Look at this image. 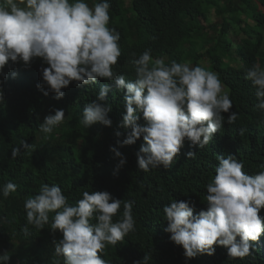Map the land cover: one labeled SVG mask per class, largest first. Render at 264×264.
Listing matches in <instances>:
<instances>
[{
    "label": "trees",
    "instance_id": "1",
    "mask_svg": "<svg viewBox=\"0 0 264 264\" xmlns=\"http://www.w3.org/2000/svg\"><path fill=\"white\" fill-rule=\"evenodd\" d=\"M225 1L131 0L127 5L125 0H109L108 26L121 37V56L113 70L126 80L136 79L135 60L147 49H151L153 60L163 59L168 64L188 61L204 67L201 61L207 58L214 67L222 55L235 65L218 76L238 108L237 120L228 124L225 119L223 138L210 141L203 149L191 148L186 141L168 169H139L136 153L145 143L143 137L133 145L120 147L117 141L125 139L130 129L120 126L122 115L113 109L109 113L111 127L96 123L86 128L81 123L85 105L96 99L103 86L101 78L92 85L72 82L62 89L64 97L57 100L54 94L44 96L37 88L42 82V66L48 67L40 58L34 59L30 67H24L22 62H10L5 67L4 75H0L5 98L0 103V254L7 252L9 264H64V257L55 254L52 243L50 224L55 213L49 214V224L44 229L28 226L27 235L22 230L26 225L25 201L37 195L43 184L59 186L73 206L85 191H108L122 201L114 220L122 215L123 202L133 203L135 231L100 253L107 264H134L145 255L150 257L148 264H264L263 252L258 249H253L250 256L232 258L224 246L216 245L214 255L198 254L186 260L182 246L174 244L171 234L165 231L168 221L163 208L172 200L191 201L194 215L207 210L206 186L215 176L217 156L234 155L250 168L261 161L264 166V133L259 134L255 122L264 115L256 107V91L243 80L232 81L240 77L239 62L245 63L246 71L264 63V0H239L244 8L238 7L235 0ZM86 2L92 7L99 0ZM213 8L216 15L222 16L221 22L204 26L202 21L208 19ZM211 32L214 36L209 39L214 43L208 47L205 42ZM233 36L237 42L231 39ZM213 67L209 71L214 72ZM112 89L107 103L116 106L123 92ZM53 109H64L65 119L46 137L39 124L44 116L54 114ZM139 123L146 122L141 118ZM116 131L121 136L117 137ZM23 141L31 147L21 149L13 159L12 148L20 147ZM112 147L127 160L119 169V158L110 151ZM189 151L195 155L188 157ZM9 181L17 189L5 198L2 188ZM263 212L261 209L259 215ZM55 238H62V233L57 231Z\"/></svg>",
    "mask_w": 264,
    "mask_h": 264
},
{
    "label": "clouds",
    "instance_id": "2",
    "mask_svg": "<svg viewBox=\"0 0 264 264\" xmlns=\"http://www.w3.org/2000/svg\"><path fill=\"white\" fill-rule=\"evenodd\" d=\"M110 7L109 0H99L92 7L86 0H0V75L10 62L30 67L34 59L40 58L48 67L42 66V82L37 88L44 96L54 94L57 100L64 97L62 89L72 82L92 85L101 78L103 86L96 99L85 105L81 123L86 128L96 123L111 127L112 109L121 114L120 126L130 131L117 143L120 147L133 145L143 137L145 143L136 155L139 169L145 172L170 168L186 141L191 148L203 149L210 141L222 139L225 119L228 124L234 123L238 108L218 75L235 65L222 55L214 67L207 58L203 59L208 63L204 67L188 61L168 64L163 59L153 60L151 49H147L135 60L136 79L126 80L113 70L121 56V37L108 26ZM212 67L214 72L209 71ZM246 68L244 62H239L240 77L232 81L243 80L252 86L259 101L256 107L264 115V63L254 64L248 71ZM113 87L123 92L116 106L107 103ZM53 111L39 124L46 137L65 119L64 109ZM141 118L146 122L143 125L139 123ZM255 122L259 134L264 133V116ZM115 135L119 137L121 132ZM30 147L23 141L20 147L12 148V158ZM110 151L119 158L117 169L126 164V157L116 147ZM186 155L192 157L195 153L189 151ZM217 159L215 176L206 186L207 210L194 215L191 201L172 200L163 208L168 221L165 231L171 234L174 244L182 246L186 260L198 254L214 255V245L224 246L232 258L250 256L253 249L264 256V212L259 215L264 209L262 161L250 168L231 154ZM243 168L254 175L246 174ZM16 189L17 185L9 181L2 195L7 198ZM121 204V199L108 191H85L73 206L59 186L43 184L37 195L25 201L26 225L22 230L27 235L28 226L44 229L49 214L55 213L50 224L52 243L55 254L64 257V264H107L100 253L135 231L131 201L123 202L122 215L114 220ZM57 231L62 238H55ZM9 259L7 252L0 254V264H9ZM149 259L145 255L134 264H148Z\"/></svg>",
    "mask_w": 264,
    "mask_h": 264
},
{
    "label": "rangeland",
    "instance_id": "3",
    "mask_svg": "<svg viewBox=\"0 0 264 264\" xmlns=\"http://www.w3.org/2000/svg\"><path fill=\"white\" fill-rule=\"evenodd\" d=\"M127 2V5L131 3V0H125ZM223 2L225 3L226 1L223 0ZM235 3L238 5V7L240 8H244V5L242 2H240L239 0H235ZM261 10L264 11V8L261 6ZM221 17L222 16H219V15H216V10L213 8L211 11H210V15L208 17L207 20H203L202 21V24L204 26H211V25H214V24H218L221 22ZM214 34L211 32L210 34L208 33L207 35V41L205 42V44L209 47L211 46L214 42L211 41L209 38H213ZM233 40H235L236 42L238 41L237 38H232ZM209 41V42H208ZM201 64L202 65H208V63H206V60H203L201 61Z\"/></svg>",
    "mask_w": 264,
    "mask_h": 264
}]
</instances>
